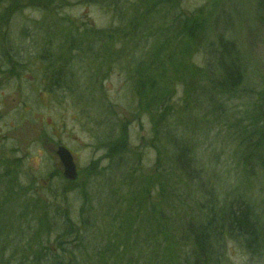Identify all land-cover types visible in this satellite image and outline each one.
<instances>
[{"label": "rangeland", "instance_id": "1", "mask_svg": "<svg viewBox=\"0 0 264 264\" xmlns=\"http://www.w3.org/2000/svg\"><path fill=\"white\" fill-rule=\"evenodd\" d=\"M117 1L0 0V264H157L155 253L184 264L168 230L186 211L173 214L160 178L167 135L190 148L205 203L238 202L258 219L262 250L226 241L221 264H264V151L252 148L255 129L264 134V10L256 0H163L153 11ZM215 12L243 57L234 92L211 89L202 46L171 37L176 18ZM119 139L118 156L108 146Z\"/></svg>", "mask_w": 264, "mask_h": 264}, {"label": "trees", "instance_id": "2", "mask_svg": "<svg viewBox=\"0 0 264 264\" xmlns=\"http://www.w3.org/2000/svg\"><path fill=\"white\" fill-rule=\"evenodd\" d=\"M166 1L171 2L172 0ZM117 2V0H107V3L116 4ZM144 2L146 7L153 11L154 8L161 7L163 0H144ZM256 2V10L259 11L257 16H260V11L264 10V0H256ZM216 10H219L220 15H229V7L228 9L225 8L222 3L217 6ZM227 20L225 17H217L216 12L213 17H208L204 21L194 16L176 18L174 32L171 36L175 41L174 37L180 31L184 33L185 39L180 34L181 38L178 42L183 40L193 41L199 48L203 47L205 69L209 77L213 79L210 84L211 89L214 88L215 92H234L239 89L243 79L244 66L240 48L221 32L222 22ZM201 28L207 32V37H198ZM202 41L204 45L201 44ZM143 67L145 68V66ZM138 73L145 77V72L143 74L142 71H138ZM190 74H195V71L190 72ZM54 76L59 77V74H54ZM47 77H50L49 74H47ZM63 81L65 82L64 79L60 80V82ZM194 94L195 96H193L197 99L195 90ZM205 94L211 96L209 92ZM210 99L212 98L210 97ZM260 129H264V127ZM253 135L259 137L262 143L257 141L252 145V148L255 151H264V134L255 129ZM172 136L167 135L169 138H166V143L169 145L170 161L168 160L167 163L169 168L163 169L160 178L164 183L163 187L168 186L167 201H171L169 207L174 211L173 214L183 213L182 210L184 209L186 211L182 217L183 223H175L174 227L168 230L171 241L174 240L171 245L174 250V261L179 258V255H182L180 261L184 264H221L224 245L226 241L233 240L242 244L251 253L261 251L263 244L262 229L257 221L258 219L252 215L250 207L241 205L238 202L231 203L228 206L223 205L213 195H208L210 198L206 199L205 203L203 201L205 199L203 186L199 183L194 185L198 177H193L196 170L190 148L188 149L187 145L181 144L179 140L177 141ZM116 140L110 141L108 147L112 153L119 156L120 153L125 152L127 144L125 139H119L117 142ZM159 154L164 162L165 158L163 156L165 155L163 153ZM163 172H167L166 178L162 177ZM192 191H195V193H192ZM192 205L195 206L194 209H190ZM188 211L190 213H187ZM124 220L130 222L127 219ZM182 220L179 219V221ZM131 222L130 224H132ZM180 246L185 247L186 252H183ZM105 250H109V248ZM154 256L157 264L163 259L161 253H155Z\"/></svg>", "mask_w": 264, "mask_h": 264}, {"label": "water", "instance_id": "3", "mask_svg": "<svg viewBox=\"0 0 264 264\" xmlns=\"http://www.w3.org/2000/svg\"><path fill=\"white\" fill-rule=\"evenodd\" d=\"M56 155L62 166L64 178L69 181H75L77 179L76 166L69 151L63 147H59Z\"/></svg>", "mask_w": 264, "mask_h": 264}]
</instances>
